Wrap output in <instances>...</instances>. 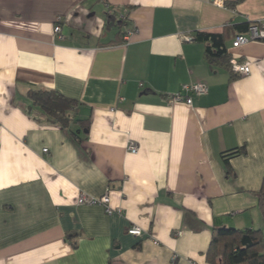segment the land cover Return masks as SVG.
Segmentation results:
<instances>
[{"label":"crops","instance_id":"crops-1","mask_svg":"<svg viewBox=\"0 0 264 264\" xmlns=\"http://www.w3.org/2000/svg\"><path fill=\"white\" fill-rule=\"evenodd\" d=\"M220 2L0 0V264H211L214 229L264 235V43L232 46L264 0ZM196 31L250 73L209 62ZM36 89L76 110L54 122ZM104 194L112 213L78 203Z\"/></svg>","mask_w":264,"mask_h":264},{"label":"trees","instance_id":"trees-1","mask_svg":"<svg viewBox=\"0 0 264 264\" xmlns=\"http://www.w3.org/2000/svg\"><path fill=\"white\" fill-rule=\"evenodd\" d=\"M236 1H233L234 4ZM108 16V20H109ZM251 22L237 26L246 31ZM206 43L205 56L211 63H217L230 71V55L218 33L196 31L192 37ZM28 97L38 105L54 122L65 123L66 115L76 110L77 101L54 89L29 90ZM239 149L232 152L237 153ZM259 206L264 221V179L258 192ZM206 260L211 264H264V235L261 230L246 228H217L212 232L206 250Z\"/></svg>","mask_w":264,"mask_h":264},{"label":"built area","instance_id":"built-area-1","mask_svg":"<svg viewBox=\"0 0 264 264\" xmlns=\"http://www.w3.org/2000/svg\"><path fill=\"white\" fill-rule=\"evenodd\" d=\"M221 0H214V2H220ZM61 16H58L56 18V24H54L53 32L54 34L60 35V21ZM134 30H128L124 35V40H129L130 36L134 33ZM258 40L264 43V21H258V22H251L247 28V30L244 33H237L235 37L232 40V46L233 47H239L241 45L246 44L249 41ZM230 67L232 72L236 73L237 75H248L251 70V63L249 61H242L239 59H236L234 57H230L229 60ZM208 92V86L203 82H195V83H187L183 84L181 86V89L170 95L169 101L172 102H184L188 105L192 102V96L194 95H203ZM128 148L131 152L136 151V145L133 142L129 143ZM47 149L44 148L43 151H46ZM109 196L107 194H104L100 197H93V196H86L81 195L78 198V203L80 204H101L104 206L106 213H112L113 208L109 206ZM127 233L134 236H140L142 233V230L137 226H130L127 229ZM172 259H175V256H173Z\"/></svg>","mask_w":264,"mask_h":264}]
</instances>
